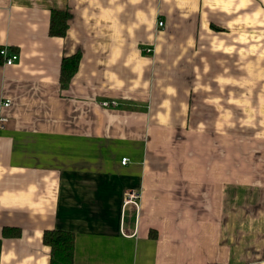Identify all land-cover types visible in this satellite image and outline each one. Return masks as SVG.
<instances>
[{"label":"crops","instance_id":"crops-1","mask_svg":"<svg viewBox=\"0 0 264 264\" xmlns=\"http://www.w3.org/2000/svg\"><path fill=\"white\" fill-rule=\"evenodd\" d=\"M0 46V264L49 228L73 264H264V0H0Z\"/></svg>","mask_w":264,"mask_h":264},{"label":"trees","instance_id":"trees-1","mask_svg":"<svg viewBox=\"0 0 264 264\" xmlns=\"http://www.w3.org/2000/svg\"><path fill=\"white\" fill-rule=\"evenodd\" d=\"M71 13L68 10L54 9L50 16L49 33L52 36H65L69 29ZM1 49V46H0ZM81 52L77 51L69 56L63 57L60 67V81L63 86L68 85L79 68ZM0 63L2 56L0 55ZM5 235H20L19 229L4 228ZM155 237V231L151 232ZM43 242L50 247V264H73L75 234L72 231L49 228L43 232Z\"/></svg>","mask_w":264,"mask_h":264},{"label":"built area","instance_id":"built-area-1","mask_svg":"<svg viewBox=\"0 0 264 264\" xmlns=\"http://www.w3.org/2000/svg\"><path fill=\"white\" fill-rule=\"evenodd\" d=\"M157 26L159 29L164 28V22L162 19H158ZM151 48H147V51H151ZM0 55L2 56V63L4 65H12L14 64L17 60H19V53L17 51L11 50L8 46H3L0 49ZM11 103L10 99H6L3 102V105L8 106ZM116 102L114 101H104L103 105L108 106V105H115ZM2 121H5L6 118H1ZM128 161V158L125 157L123 158L122 162L126 163ZM140 197V194L137 193L134 190L127 191L125 193V198H124V204L125 205H134L138 208L139 202L138 198Z\"/></svg>","mask_w":264,"mask_h":264}]
</instances>
